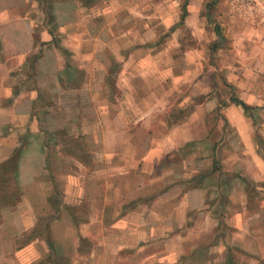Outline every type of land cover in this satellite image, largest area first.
Instances as JSON below:
<instances>
[{
	"label": "rangeland",
	"instance_id": "obj_1",
	"mask_svg": "<svg viewBox=\"0 0 264 264\" xmlns=\"http://www.w3.org/2000/svg\"><path fill=\"white\" fill-rule=\"evenodd\" d=\"M7 3V0H0V7ZM161 3L171 4L169 8L165 7L170 14L162 15L157 11L159 15L152 20L154 26L160 25L158 31L150 35L152 43L137 50L144 54L145 60H141L139 68L133 69L132 83L136 88L139 86V90L142 89L139 92L150 93L153 105L163 112L159 115L166 120L165 125L172 127L193 116L189 119L190 125L180 128L176 126L170 130V127L162 128L161 120H157L151 129H147L140 127V122L136 127L132 121L126 130L128 136L130 133L133 135L131 140L135 142L131 149L130 145L125 146L126 143L106 146L112 150L119 148L128 154L127 162L124 163L128 172L123 176H120V170L117 169V161L106 162L98 157L99 149L105 147L100 146L102 144L99 139L103 137L101 130L86 128L84 133L75 135L73 140L64 134L63 129L57 130V141L61 145L53 153V159L57 161H53L54 167L59 170L64 167L62 149H68V152L75 154L74 158L69 159V165H75L74 170L75 167L82 168L85 175L73 171L74 176L68 178V184L83 186L87 198L98 199L101 196L104 199L106 193L113 199V203L118 197L119 202L128 200V209L130 205L133 208L121 210L116 201L119 207L115 205L103 209L101 205V208L93 211L92 201L85 199L80 204L68 206L64 204V185L57 181L58 193L52 198L54 206L46 210L33 231L16 241L0 238V254L3 251L5 255L0 256V264H44L46 261L53 264H195L207 259H211L209 264H225L228 254L235 256L238 261L229 241L230 244L234 242L236 247L240 246L238 242L241 241L235 239L236 229L226 221L237 208L228 209L227 205L230 197L231 200L234 198V206H237L236 202H241L243 194L237 190H242L244 186L249 193H253L252 205L256 206L260 202L257 196L258 180L249 179L247 173L250 174L248 171L252 169L250 164H253L254 169L258 168L259 162L256 159H259V154H264V111L262 107L254 105L258 100L256 96L247 102L252 106L248 111L231 102L230 97L235 95L245 101L248 98L241 94L251 88L252 84H260L242 78L249 77L254 71L264 73V36L252 30L248 32L241 24L234 27L233 20L229 22L227 18L224 19L222 16L229 8L227 0H208L204 6L207 12L206 28L196 31L194 27H186L182 14L187 13L191 3L194 10L202 8L204 1L201 0H137L112 12L114 16L109 11L110 2L105 0L9 1V5L14 4L13 9L21 10V14L25 12L32 19L36 35L41 36L40 28L45 16L44 24L54 29V39L62 33L68 34V31L77 29L84 34V54L82 50H78L76 56L71 53L75 80L67 83L69 88L74 89L73 98L77 104L69 105L72 107H68L69 110L64 107L53 113L54 123L58 127L68 118L75 117L82 124L84 120L81 117H95L94 106L131 104L126 91L116 85L115 73L120 70V65L116 63L113 46L119 40L134 42L138 39L140 42L141 38L126 31L131 27L140 30L142 20H150L142 13H153L160 8ZM131 7L142 12L132 16L129 13ZM19 19L16 15L12 16L11 24L18 26ZM178 42V48L170 47L177 46ZM72 43L78 44V38L74 37ZM81 55H95L102 62H109L100 64L95 60L84 66L78 58ZM40 56L39 48L32 53L31 69ZM161 58L163 63H159ZM98 73L106 79V83L100 81ZM230 73H234L237 80H231ZM261 84L264 86V81ZM207 86L211 87L213 94H217V105L200 119L194 111H197L198 105L206 102V95L201 90ZM82 91H91L92 97L87 92L82 95ZM71 99L69 97V101ZM56 100V105L65 101L64 98ZM46 102L48 104L43 99L36 105L38 115L46 113ZM42 125L45 126L44 120ZM78 132L80 130H76ZM178 138L187 142L179 145L176 143L180 141ZM120 139L126 141L128 138ZM152 140L160 145H152ZM156 147L163 150L162 154L158 159L148 160L150 150ZM104 163L107 167L100 175H96L98 170L91 168ZM2 175L1 172L0 216L1 212L16 206L21 199L16 183L13 180L4 182ZM199 186L208 188L206 203L210 207L184 212L180 205L184 194ZM43 203L44 200L37 201L41 208ZM126 211L135 213L125 217ZM121 213L127 221L122 223V227L114 223ZM209 213H213L216 222H219L213 225L214 229ZM184 217L187 223L182 225ZM164 220L167 224L163 223ZM51 221L58 223L55 228ZM74 222L78 226L88 223L82 230L85 237L76 231V226L72 228L71 223L75 225ZM49 234L58 237L55 242L37 243L26 251L19 250L28 238L37 235L48 238ZM67 234L80 235L83 239L74 241ZM65 237L70 239L66 240ZM170 254L172 261L169 262ZM239 258L241 262H246V256L239 254Z\"/></svg>",
	"mask_w": 264,
	"mask_h": 264
},
{
	"label": "crops",
	"instance_id": "obj_2",
	"mask_svg": "<svg viewBox=\"0 0 264 264\" xmlns=\"http://www.w3.org/2000/svg\"><path fill=\"white\" fill-rule=\"evenodd\" d=\"M7 1V5L0 7V175L2 172V165L6 163L12 157L16 149L21 146L22 149L18 167L11 175H9L11 180L16 183V186L21 193V199L17 202L16 206L8 207L1 212L0 238H12L16 241L22 236L28 235L27 233H30V231H33L41 218L46 214V210H49L50 207L54 206L52 198L58 193V189L56 188L57 181H61L62 186L64 185V204L68 206L80 204L84 199L92 201L93 211H97V208H101V205L103 209H109L110 206L113 207L117 205L116 201H118V197L115 199L114 203L112 202L113 199L111 197L109 198L106 193H104V195L102 194L104 199L101 198V196H99L98 199L94 197L87 198V193L83 186H70V184H68V178L74 176L72 175L73 171L85 176L82 168L78 169L75 167L74 170L73 166L75 165H69V159L74 158L75 154L68 152V149H62L61 158L64 161V167H62L61 170H59L58 167H54L53 161L56 160L55 158L53 159V153L58 150V146L61 145L57 141L59 136L57 130L60 128L63 129L64 134L71 140L75 139V135L84 133V129L86 128H92L93 130L98 128V130H101L103 132L104 141L103 137L102 139H99L102 144L100 146L105 147L99 149L98 157H102L106 162L117 161L119 163L117 169L120 170V176H123L128 172L124 165V163L127 162L126 155L128 154H125L124 151H120L119 148L112 150L106 148V146L111 143L118 144V146L126 143L125 146L128 147V145H130L129 148L131 149L135 142L131 140L133 135L130 133V136H128L126 130L132 121L135 123L136 127L138 126L137 123L140 122V127H146L147 129H151L153 123L157 120H161L160 125L162 128L170 127L169 124L165 125L167 123H165L166 120L162 115H159L163 113L159 111L160 108L153 105L150 93L139 92L142 91V89L139 90V86L136 88L132 81L134 79L133 69L139 68L141 60H145L143 56L144 54H140L137 50L139 48L143 49L144 46H149V43H152L150 35L153 31H158L157 27L160 25L155 24L154 26L152 20L159 15L157 11L162 15L170 14L167 9L171 4L165 5L164 3H161L159 5L160 8L153 11V13L150 11L149 13L146 12L147 14L142 13L144 17H149L150 20L143 19L139 24L141 26L140 30L138 27H131L126 31L127 33L134 34L136 37L141 38L140 42L138 39L134 42L119 40L113 46L116 63L120 65V70L115 73L116 85L120 89L126 91V95L130 98L131 104H105L98 107L94 106L93 111L95 117H81L84 120V123L82 124H80L75 117L68 118L64 124L58 127L54 123L53 113L64 107L66 110H69V108H72L69 105L74 106L77 104L73 98L75 93L74 89L69 88L67 83L75 80V67L71 58V53H74V56H76L75 54L78 55L77 51L82 50L81 52L84 54L83 48L86 46L84 43V34L79 33L77 29L68 31V34L62 33L61 36L54 39L52 35V30L54 29H52V26L44 24L45 16L40 28L41 36L36 35L34 34L35 26L32 19L30 17L28 18L25 12L21 14V10L13 9L12 7L15 3L9 5V1L11 2L14 0ZM105 1L110 2L111 7L109 8V11L112 16H114L115 14L112 12L118 11V9L128 2H135L137 0ZM158 1L175 2L176 0ZM201 1H204L202 8L194 10L192 9L191 3L190 8H188L187 13H185L184 16L185 25H187L186 27H191V29L194 27V31L200 28L205 29L207 25V12L204 6H206L208 0ZM227 2V7L229 5V8H227V12L222 16L224 19L227 18L229 22L230 19L231 22L233 20L234 27L241 24L242 28L245 30L247 29L248 32L252 30L261 33V35L264 36V10H257L253 15V12H248L244 8L240 10L235 7V5L232 4L233 1L227 0ZM140 12L142 11L139 9L135 11L132 7L129 10V13H131L132 16H136ZM150 13H152L151 16ZM15 15L20 18L18 20V26L11 24L12 16ZM183 15L184 14H182V17ZM192 22H194V24H192ZM74 37L78 38V44L76 45L72 43ZM179 45L180 42H178L177 46L170 47L178 48ZM203 46L204 44L201 47ZM38 48L41 49V56L35 62L34 66H32L34 67L32 69L36 70V72H32L30 71V56L32 53L36 52ZM235 48L236 46H234V49ZM78 58L84 66L92 64L95 60L100 64H104L103 62H109L107 60L102 62V60L97 59L95 55L92 57H90V55H88V57H86V55H81ZM159 63H163L162 58L159 59ZM229 78L231 80H237L234 73H230ZM99 79L106 83V79L101 78L100 74ZM242 80L258 81L260 83L258 85L252 84V87L241 95L242 97L248 98L245 100L246 102L251 101L250 98H254L255 96L258 97V100L254 102V105L262 107L264 111V86L261 84V81H264V73L254 71L249 77L244 76ZM91 91H82V95H85L83 93L87 92L88 96L92 97ZM201 93L206 95V102L198 105L196 109L197 111H194V113H197L198 116H200V119L207 113V111L214 109L217 105V94L212 93L211 87L207 86V88H203ZM78 94H81V92ZM69 97L72 98L70 101ZM58 98H64L65 101L59 102L60 104L57 103L56 105V99ZM43 99L47 100L49 105L47 102L45 103L46 113L41 116L37 113L38 108H36V105H38V102ZM61 104H64V106ZM65 105H67V107ZM89 106L90 105L88 104V107ZM47 112L50 114L47 115ZM191 118L194 117L192 116ZM191 118L187 117L177 125H172L170 130L176 128V126L180 128L190 125L189 119ZM43 120L45 121L44 127L42 125ZM75 120L78 121V124H76ZM76 130H80V132L76 133ZM167 135H169V132ZM107 138L110 140L107 141ZM120 138L128 139L124 141ZM178 139H180V141L176 143L179 145L187 142V140L181 138ZM252 141L256 143L255 140ZM151 143L154 146L160 145V143L155 140H152ZM161 151L163 150H160L158 147L152 148L149 152L148 160H152V158L158 159L162 154ZM258 157L259 159H256V161L259 162V164H257L259 165L257 166L258 168L254 169L253 164H250L252 169L248 171L250 174L247 173V175L249 176V179L254 181L255 179L258 180L256 181L258 184L257 196L259 195L260 202L258 205L253 206V193H249L248 189L244 186L242 190H237V192L240 191L238 193L243 194L241 202H236L238 204L237 206H234V198L231 200L230 197L227 205L228 209L237 208L234 213H230L226 221L236 229L235 239L241 241L238 242L240 243V246L238 247H236L237 245H234V242L230 244L229 241L233 253H236V256H238V261L235 256L233 257L234 264H264V154H259ZM77 158L81 159V157ZM254 160L255 159L253 158V161ZM106 167L107 165L104 163L102 165L98 164L91 169L98 170L96 175H100L102 173L101 171L105 170ZM86 169H88V167H86ZM91 169L89 171H91ZM85 174L88 175L87 173ZM186 192L187 193H185L182 198V203L180 202L184 212L190 209H206L210 207L208 203H206L208 192L207 187H194L193 190ZM116 193L118 194L119 190H117ZM122 197L123 189L121 190V198ZM39 199L44 200L42 208L37 205ZM99 203L101 204L98 205ZM126 203H129L128 200L119 202L121 210H124V208L125 210H131L133 208V205H130L128 209ZM119 205L117 206L119 207ZM47 206L49 207L44 209V207ZM148 207L149 206L147 205V209ZM133 213L135 212L126 211L125 217H128ZM209 214L213 228V225H218L219 222H216L217 218L213 213ZM122 215L123 214L121 213L119 217H116V221L114 222L115 225L122 227V223H127ZM131 219L132 218H130V221ZM163 223H166L165 220ZM186 223V217H184L181 224L183 225ZM57 224V222L51 221L53 228H55ZM87 224L88 223H83L78 226L77 224L72 225L71 223V226L72 228L76 226V231H80L82 234V230L88 226ZM67 235L72 237L74 241L82 240V237H85L83 234L82 237L80 235ZM177 235L182 236L181 233H178ZM57 238L58 237L55 235L53 236L50 234L48 238L39 235L30 237L25 242L26 244L23 247L21 246L19 250L26 251V249H29L37 243L43 244L46 243V241L50 243L55 242ZM65 239L69 240L70 238L65 237ZM77 252L79 253V250ZM239 254L247 257L246 262L240 261ZM0 256H5L3 251H1ZM168 256L169 262L172 261V254ZM210 261L211 259H207L202 263L209 264ZM226 261L227 259L225 260V264H227ZM202 263L198 261L195 264ZM44 264L53 263L51 261H46Z\"/></svg>",
	"mask_w": 264,
	"mask_h": 264
},
{
	"label": "trees",
	"instance_id": "obj_3",
	"mask_svg": "<svg viewBox=\"0 0 264 264\" xmlns=\"http://www.w3.org/2000/svg\"><path fill=\"white\" fill-rule=\"evenodd\" d=\"M183 16H185V13H184ZM184 19L185 18L183 17V20ZM230 100H231V102L242 106L245 111H248V110L252 109V106H250L247 102H245L243 99H241L238 96L233 95V96L230 97ZM21 149H22L21 146L18 147V149H16V151L14 152L12 157L6 163H4L2 165V174H3L2 176H3L4 182H6V183L11 180L9 175H11L18 167V162H19V158H20ZM2 182H3V180H2ZM227 258H228L227 264H234V258H233V256L231 254L230 255L228 254Z\"/></svg>",
	"mask_w": 264,
	"mask_h": 264
},
{
	"label": "built area",
	"instance_id": "obj_4",
	"mask_svg": "<svg viewBox=\"0 0 264 264\" xmlns=\"http://www.w3.org/2000/svg\"><path fill=\"white\" fill-rule=\"evenodd\" d=\"M232 4L238 9H245L248 12H253L254 15L257 10H264V0H231Z\"/></svg>",
	"mask_w": 264,
	"mask_h": 264
}]
</instances>
